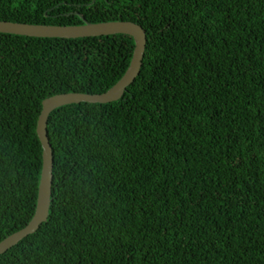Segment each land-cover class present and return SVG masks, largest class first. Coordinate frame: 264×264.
Returning <instances> with one entry per match:
<instances>
[{"label":"trees","instance_id":"1","mask_svg":"<svg viewBox=\"0 0 264 264\" xmlns=\"http://www.w3.org/2000/svg\"><path fill=\"white\" fill-rule=\"evenodd\" d=\"M0 20L146 37L120 99L49 113L48 213L0 264H264V0H0ZM133 45L0 33V240L34 212L41 101L106 91Z\"/></svg>","mask_w":264,"mask_h":264},{"label":"water","instance_id":"2","mask_svg":"<svg viewBox=\"0 0 264 264\" xmlns=\"http://www.w3.org/2000/svg\"><path fill=\"white\" fill-rule=\"evenodd\" d=\"M0 33L24 35L30 37L80 38L111 34H126L134 41L131 58L122 76L106 91L101 93L65 92L51 95L41 101L35 125L37 138L41 146V168L37 186L36 203L33 215L19 230L0 240V254L19 240L35 232L47 216L50 202L52 179V152L46 135V121L54 109L80 102L109 103L120 99L128 85L138 75L145 47L143 28L132 21H105L90 23L84 21L77 25L28 24L0 20Z\"/></svg>","mask_w":264,"mask_h":264}]
</instances>
